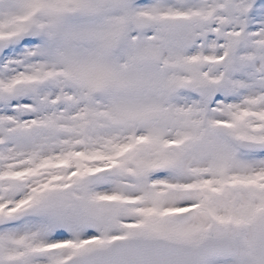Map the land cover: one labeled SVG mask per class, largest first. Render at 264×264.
Masks as SVG:
<instances>
[{
  "label": "snow or ice",
  "instance_id": "6c2138e0",
  "mask_svg": "<svg viewBox=\"0 0 264 264\" xmlns=\"http://www.w3.org/2000/svg\"><path fill=\"white\" fill-rule=\"evenodd\" d=\"M0 264H264V0H0Z\"/></svg>",
  "mask_w": 264,
  "mask_h": 264
}]
</instances>
